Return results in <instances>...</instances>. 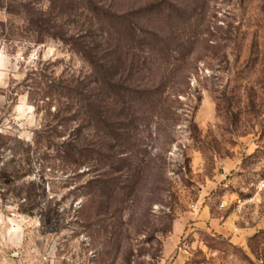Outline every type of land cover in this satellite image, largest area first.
<instances>
[{"label":"rangeland","instance_id":"obj_1","mask_svg":"<svg viewBox=\"0 0 264 264\" xmlns=\"http://www.w3.org/2000/svg\"><path fill=\"white\" fill-rule=\"evenodd\" d=\"M167 248L264 264V0H0V264Z\"/></svg>","mask_w":264,"mask_h":264},{"label":"crops","instance_id":"obj_2","mask_svg":"<svg viewBox=\"0 0 264 264\" xmlns=\"http://www.w3.org/2000/svg\"><path fill=\"white\" fill-rule=\"evenodd\" d=\"M171 255H172V248H167L165 253H164V256H163V260L161 261L160 264H180V261L176 258H171Z\"/></svg>","mask_w":264,"mask_h":264},{"label":"trees","instance_id":"obj_3","mask_svg":"<svg viewBox=\"0 0 264 264\" xmlns=\"http://www.w3.org/2000/svg\"><path fill=\"white\" fill-rule=\"evenodd\" d=\"M76 45H77L78 49L82 52V54H84L86 56L89 54L88 48L85 44H82V42H76Z\"/></svg>","mask_w":264,"mask_h":264},{"label":"built area","instance_id":"obj_4","mask_svg":"<svg viewBox=\"0 0 264 264\" xmlns=\"http://www.w3.org/2000/svg\"><path fill=\"white\" fill-rule=\"evenodd\" d=\"M223 187L227 188L228 187L227 183L223 184ZM223 206H224L223 204H220V207H223Z\"/></svg>","mask_w":264,"mask_h":264}]
</instances>
